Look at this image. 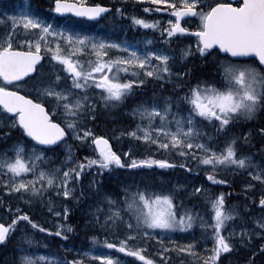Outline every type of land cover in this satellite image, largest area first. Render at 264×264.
I'll return each instance as SVG.
<instances>
[{"label": "snow or ice", "instance_id": "snow-or-ice-1", "mask_svg": "<svg viewBox=\"0 0 264 264\" xmlns=\"http://www.w3.org/2000/svg\"><path fill=\"white\" fill-rule=\"evenodd\" d=\"M145 2L151 6L144 13L169 14L165 23L144 16L129 18L134 26L158 30L167 47L152 46L151 38H145L141 47L138 41L76 31L61 23V17L39 14L30 0L19 14L0 11V129L19 133L0 149V193L15 195L29 208L38 202L50 216L64 221L57 219L55 230L50 229L34 218L38 213L6 204L0 197V208L11 216L9 223L0 222V245L21 225L28 226L21 229L18 255L11 264H122L119 253L144 264H169L173 251L188 254L193 264H220L222 254L248 247L254 238L261 243L245 264H255L254 258L264 254V215L242 214L250 205L264 213V126L255 133L252 129L238 132L242 124L264 116V0ZM52 11L90 19L110 11L120 17L128 15L123 5L113 9L85 0H53ZM186 34H194L195 44L179 49L180 60L210 59L214 79L197 77L193 82L190 66L175 68L177 58L170 46L174 40L188 38ZM149 82H159L162 90L164 84H172L176 92L162 100L153 94L150 101L138 102L132 108L135 126L118 135L154 152L178 155L179 164L153 155L138 158L131 148L122 154L128 157L123 160L109 138L97 135L91 126L98 104L105 109L123 105ZM10 134L0 131V140H7ZM254 135L259 137L258 147ZM69 139L87 145L94 155L77 158ZM61 148L63 156L58 151ZM153 165L181 167L189 173L195 168L213 185H230L226 173L243 172L250 178L243 182L247 202L242 208L236 202L230 205L227 197L231 193L209 195L210 189L201 183L192 188V194L204 198L207 205L201 211L179 199L187 191L184 185L157 189L150 182L134 181L123 185V195L118 196L103 190L102 179H97L116 167ZM91 169L95 174L89 186L100 197L85 223L105 235L101 238L94 232L88 248L77 250L68 259L71 249L62 245V252L49 250V244L36 236L42 233L68 240L75 229L67 223L70 208L66 201H79L76 192ZM248 220L251 227L246 226ZM197 227L202 249L197 247V239L166 244L165 236L194 233ZM151 239L156 241L159 261L144 254ZM100 245L116 254L97 252ZM41 248L47 254H39Z\"/></svg>", "mask_w": 264, "mask_h": 264}, {"label": "trees", "instance_id": "trees-1", "mask_svg": "<svg viewBox=\"0 0 264 264\" xmlns=\"http://www.w3.org/2000/svg\"><path fill=\"white\" fill-rule=\"evenodd\" d=\"M105 4L108 3L105 2ZM200 61L201 59L194 58L193 63L196 65L197 63H200ZM202 71L195 69V73H208L206 70ZM152 88L153 86H151L150 88L148 87L147 92L146 90L141 91L139 94L140 97H144L145 100L150 99L153 96V94L152 96L150 95V93H152ZM169 88L171 90L174 89L173 86H170ZM156 94L158 96L157 97L155 95L157 100H162L164 96L173 95L172 93H165L164 87L162 90L160 88V84L156 86ZM128 110L129 108L125 107L124 105H120L118 108L115 107L105 109L98 104L96 119L91 122V126L97 135H104L113 141V150L116 151L118 154H121V158L123 160H128L122 154L124 152H128V150L131 148V154L135 155L138 158H143L145 155H153L157 159L168 158L171 160H175L179 164L181 160L178 158V156L174 154L165 155L163 153L154 152L150 149H146L143 144L130 141L126 138L120 140L122 135H118V133L134 126L132 124L134 118L127 114ZM261 122L262 126H264L262 118ZM0 131L11 132L7 140H0L1 149L9 146L15 139L19 137V133L14 130L2 128L0 129ZM253 139L254 141H257V139ZM71 144L74 145L75 152L78 155H94L93 150L88 146L80 145L78 142L75 141H71ZM58 151L60 153V156L64 155L61 149H58ZM177 172L180 173V178L178 179V181L176 176ZM94 174L95 169H91L87 172L85 176L82 177V183L76 192V195L80 196L79 201L72 200L71 198L66 201L68 203V207L70 208L67 223L73 225L75 229V231L69 235L68 240L64 241L62 238L56 237L55 235H47L42 233H38L36 236L37 239L43 240L49 244V250H60L62 252V245L63 248L71 249V251L67 254L68 259H72L73 255L77 250H84L88 248L90 244L89 236L93 235L94 232L98 234L101 238H103V236L105 235L104 233L99 232V230H94L90 227H87L85 223L89 219V213L91 211V208L95 206L96 201L100 197V194L97 193L94 188L89 186V182L92 180ZM117 177L126 180L127 184H133L134 181L142 183L145 181L150 182L157 189L172 188L176 184L184 185L187 191L181 192L179 199L183 200L184 203L188 206H199L201 211H203L207 207L204 198L192 194L193 186L201 183H205V188L210 189L209 195L221 191L225 193H227L228 191V193H231L227 197V201L230 205L235 202L236 198H240L238 204L241 206V208L245 204L242 202V200L244 202H247L246 198L243 195V190L240 191L239 188L233 186L232 184L213 185L211 182L206 181V177L204 176L203 171L197 170L195 168H193V171L189 173L181 167L166 169H161L159 168V166L156 165H153L151 168H148L147 166H140L137 169L116 167L111 172H105L103 177H97V179H102L103 183L100 187H102L103 190L110 193H116L118 196H122L123 193L120 191V188L116 190L119 184V179ZM243 179L244 177L240 176L239 180H236V182L240 183L243 181ZM209 184H212L213 186H209ZM81 192L83 193L82 195ZM249 196H252V194H249ZM0 197L3 198L6 204L11 202L14 207L19 204L24 211H29L30 214L38 213V215H34V218L41 222L45 227L55 230L57 219H55V217L50 216L47 213L46 209L42 208L38 202H34L33 206L29 208L27 205L21 203L15 195L9 197L8 194L0 193ZM57 202L59 203V200H57ZM242 214H244L246 217L264 215V213H262L260 208L256 205H250V210L247 213ZM10 220L11 216H9L8 212L5 209L0 208V222L7 224L10 222ZM63 222L64 221H62L61 223ZM238 223L240 222L238 221ZM250 224L251 220H248L246 226L251 227ZM27 227V225H21L20 229H18L14 234H12L11 239L7 243L0 246V264H11L14 257L18 255L16 247L21 241V229L27 230ZM120 235H123V230H121ZM109 239L110 241L113 239L111 234H109ZM152 242L155 243L153 239L149 240L148 243L151 244H149L144 254L150 256V258L154 260L159 261L160 258L156 255L154 244ZM130 243L135 245V242L130 241ZM260 243L261 241L258 242L257 240H254L253 243H251L248 247H240L238 251H232V253H227L229 258L227 260H224L225 258L223 257V259L220 261V264H245V261L248 259V257L251 256L253 251L257 250ZM98 248L106 249L103 247V245H100ZM40 253L47 254L46 250L42 248ZM111 253L116 254V250H111ZM119 255L122 258V264H144L143 261H140L138 258L132 257L128 254L119 253ZM174 256H182L186 259V262L183 263L182 261L177 260L176 257L174 258ZM169 261V264H193L186 254H179L175 251L171 252ZM254 261L255 264H264V254H258L254 258ZM95 264H98V262H95Z\"/></svg>", "mask_w": 264, "mask_h": 264}, {"label": "rangeland", "instance_id": "rangeland-1", "mask_svg": "<svg viewBox=\"0 0 264 264\" xmlns=\"http://www.w3.org/2000/svg\"><path fill=\"white\" fill-rule=\"evenodd\" d=\"M89 1H93V0H89ZM104 1L107 2L110 5H112L111 2H113V0H104ZM116 1H118L119 3H116V2H113V3L117 4L118 6L123 5V11H124V8L127 7V4H128V1L129 0H116ZM133 1L136 2V3L145 2V0H133ZM44 2H45V4L53 7V0H44ZM209 2H211V0H209ZM27 3H28V0H15V1L10 2V3H0V11L7 10L8 13H9V15L19 14L20 10ZM30 3H31L32 9H35L39 14L45 16L42 13L40 7L35 4L34 0H30ZM145 3H147V2H145ZM124 12H126L128 15L123 16L124 19L123 20H120L119 21L120 23L119 22L115 23V21H114V18L115 17L112 16L108 21L112 20V21H114V23H110V24H106L105 23V24H100V25L98 24V25L94 26L93 28L90 27L89 25L82 24V23H76V22H61V23H65V24L71 26L76 31H81V32L89 33V34L95 33L96 35H99V36H102V37H105V38H108V39H113V40H116V41H120V40L138 41V42H140V46L143 47V41H144L145 37H142V36L139 35V31H143L141 29L142 27H140V26H134L132 24L130 18H129L131 15L138 16L137 13H135L134 11H132L130 7H128V9L126 11H124ZM168 15L169 14H162L161 21H160L161 24H164L165 23L166 19L168 18ZM50 17L53 18V19H55V17H53V16H50ZM115 25H117V26H115ZM123 30H124V32H123ZM144 34L146 36H148L149 38H152L153 37V36H151V35H149V34H147L145 32H144ZM157 36H158V38H161L160 33ZM158 38H152V41H153V45L152 46H154V44H155L154 40H156ZM188 44H190V43L181 40L179 42V44L175 47V50H174L175 51V54H179V49L182 48L184 45H188ZM45 70H47V69H45ZM14 90H17V89H14ZM151 90H154V91H152V93H150V95L154 94V95L157 96L155 85L153 86V88ZM24 94H27V93H24ZM144 99L145 98L142 97V98L139 99L138 102H141V101H150V99H148V100H144ZM136 104L137 103H135L133 106H135ZM118 107L119 106H117L116 108H118ZM261 118L263 119V122H264V116L258 117L254 121H249L247 124H242L241 125V128L238 129V132L239 131H248V129H252L253 132L255 133L256 129H258L259 127L262 126ZM136 122H137V118H135L132 121V124L135 126ZM123 138H126V139H128L130 141H134V142L141 143V142L136 141V140H133L132 138L127 137V136H122L120 138V140L123 139ZM253 138L257 139V141H255V143H256V146L258 147L259 146V142H260L259 141V137H257V136L254 135ZM71 141H73V140L69 139L68 140V143L71 144ZM110 143H111L112 148H113V141L110 140ZM141 144H143V143H141ZM84 146H87V145H84ZM61 151L64 154L63 148H61ZM75 154H76V152H75ZM165 155H170V154H165ZM176 156H178V155H176ZM76 157L77 158H80V157H84V156H83V154H79V155L76 154ZM125 158L128 159V157H125ZM178 158L181 160V157L178 156ZM256 159H260V157H259L258 154L256 155ZM192 163H194V162H192ZM226 175L229 176V178L231 180V184L233 186H236L237 188H239L240 191L243 190V188H242L243 187V182H246V181H249L250 180V178L245 173H243V172L237 173L235 175H232L231 173H226ZM176 176H177V181H178V179L180 178V173L177 172L176 173ZM240 176H243L244 179H243L242 182L238 183V182H236V180L238 181ZM117 178L119 179V184H118V187L116 188V190L118 188L121 189V187L124 185V183H125V185H127L126 180H123L120 177H117ZM254 183H256V182H254ZM203 184H204V187H205V183H203ZM209 186H213V185L212 184H209ZM256 186H257V189L260 187V185L258 183L256 184ZM227 193H228V191H227ZM249 194H252L253 195L254 192L250 191ZM238 201H240V198H236L235 202L238 203ZM242 202L243 203H246L244 201H242ZM56 219H60V222L62 220L61 218H56ZM239 224L240 223H238V221H237V225L238 226H239ZM199 238H200V229L198 227L195 229L194 233L193 232H188V233H174L171 236H165L164 237L166 244L168 243L169 240L175 241L177 244H186V243L190 242L192 239H197V241H198L197 247L202 249L203 248V243L199 241ZM254 240H257L258 242L261 241L259 238H254L253 241ZM152 243L154 244V248H155V252H156L157 251L156 241H155V243L154 242H152ZM149 244H151V243H149ZM96 251L97 252H104V253H111V250H109V249L97 248ZM39 254H41V253H39ZM186 255L188 256V254H186ZM175 257H176L177 260H179L181 258L179 261H182L183 263L186 262V259L184 257L182 258V256H174V258ZM223 257L225 258L224 260H227L229 258V256L227 255V253H224V254L221 255L220 261L223 259ZM97 262H98V264H102V262H99V261H97ZM192 263H193V261H192Z\"/></svg>", "mask_w": 264, "mask_h": 264}, {"label": "bare ground", "instance_id": "bare-ground-1", "mask_svg": "<svg viewBox=\"0 0 264 264\" xmlns=\"http://www.w3.org/2000/svg\"><path fill=\"white\" fill-rule=\"evenodd\" d=\"M34 2H35V4L37 5V6H39L40 7V9H41V11H42V13L45 15V16H48V17H50V16H55V17H57V14L56 13H54L53 11H52V6H49V5H47V4H45V2H44V0H34ZM93 2H99V3H103V4H105V1L104 0H93V1H89L88 3H93ZM106 5H110V4H106ZM149 6H151V5H149L148 3H145V2H140V3H136V2H134L133 0H129L128 1V4H127V7H130L131 8V10L132 11H134L135 13H137V15L138 16H144L146 19H155V18H161L162 17V14H154V13H144V11H143V9L145 8V7H149ZM154 15V16H153ZM113 16V12L112 11H110L109 12V14L108 15H105L100 21H97V22H95V21H89V20H85V19H82V18H80V20L83 22V23H85V22H87V23H91V24H94L95 26L96 25H100V24H110V23H114V21H115V23H117V22H119L120 20H123L121 17H117V18H114V21H112V20H110V21H108L111 17ZM125 22V21H124ZM123 22V23H124ZM120 23V22H119ZM109 26V25H108ZM115 26H117V25H115ZM131 26V25H130ZM142 29V28H141ZM126 30V29H125ZM143 30V29H142ZM123 32H124V30H123ZM139 35L140 36H142V37H145V38H149L148 36H146L145 34H144V31H139ZM151 36H153L152 38H158V36L157 35H151ZM151 38V39H152ZM154 42H155V44H154V47H160V46H162L163 45V41H162V39L161 38H158V39H156V40H154ZM179 42H180V40H174L173 41V43L171 44V46H170V50L173 52V54H175V47L179 44ZM163 46H165V47H167V45H163ZM176 55V54H175ZM196 61V60H195ZM195 65V64H194ZM180 68V67H179ZM203 72V71H202ZM210 80V79H209ZM151 86H154L153 84H148L147 85V87L146 88H143V89H141L140 91H138L137 93H136V95L134 96V100H135V102L136 103H138V101H139V99L140 98H142V97H140V92L141 91H144V90H146V92H147V88L149 87H151ZM155 88H156V86H155ZM155 90V89H154ZM154 90H152V91H154ZM151 92V91H150ZM163 93V92H162ZM142 94V93H141ZM170 94V93H169ZM145 95V94H144ZM147 95V94H146ZM163 95V94H162ZM168 95V94H167ZM152 96V95H151ZM149 97V96H148ZM158 97V96H157ZM150 98V97H149ZM145 100V99H144ZM120 115V114H119ZM128 121V120H127ZM1 143V142H0ZM74 146V145H73ZM1 149V148H0ZM124 180V179H123ZM124 183V182H123ZM124 185H125V183H124ZM243 188V187H242ZM244 198V197H243ZM243 201V200H242ZM239 202V201H238ZM70 213V212H69ZM55 219H56V217H55ZM63 220H61V222H62ZM251 225V224H250ZM1 246V245H0ZM11 249V248H10ZM172 258V257H171ZM183 258V257H182ZM181 259V258H180ZM179 259V260H180ZM170 262V261H169Z\"/></svg>", "mask_w": 264, "mask_h": 264}, {"label": "flooded vegetation", "instance_id": "flooded-vegetation-1", "mask_svg": "<svg viewBox=\"0 0 264 264\" xmlns=\"http://www.w3.org/2000/svg\"><path fill=\"white\" fill-rule=\"evenodd\" d=\"M13 1V0H12ZM15 1V0H14ZM7 2H11V1H0V3H7ZM85 2L86 3H88L89 2V0H85ZM113 2H116V3H119L118 1H116V0H113ZM113 2H111V6H112V8L114 9V8H116V7H120V6H118L117 4H115V3H113ZM128 9V7H126V8H124V11H126ZM113 12V16L115 17V18H117V17H120V16H117V14L114 12V11H112ZM154 16V15H153ZM53 17H55V16H53ZM57 18V17H56ZM122 19H123V17H121ZM155 19H158L159 21H161V18H155ZM60 22H76V23H82V24H86V25H89L90 27H94L95 25L94 24H91V23H87V22H85V23H83L80 19H77V18H74V17H68L67 19H60ZM143 29V31L145 32V33H147V34H149V35H159V32L157 31V30H154V29H144V28H142ZM184 39H187V38H180V39H178V40H182V41H184ZM191 67V69H192V71L194 70V68H193V65H191V64H189V63H181V64H176L175 65V68H177V69H181V68H183V67ZM180 67V68H179ZM199 67H203V65L202 66H199ZM193 79V78H192ZM208 79V78H207ZM211 80V79H210ZM150 84H153V85H155V86H157V83L158 82H156V83H152V82H149ZM132 112V109H130L129 108V110H128V112Z\"/></svg>", "mask_w": 264, "mask_h": 264}, {"label": "water", "instance_id": "water-1", "mask_svg": "<svg viewBox=\"0 0 264 264\" xmlns=\"http://www.w3.org/2000/svg\"><path fill=\"white\" fill-rule=\"evenodd\" d=\"M57 16H59V17L72 16V17H75V18H78V19L82 18V19H85V20L95 21V22L100 21V20L104 17V16H103L102 18L90 19V18H86V17H77V16H75V14H63V16H61V14H57ZM187 35L194 36V34H187Z\"/></svg>", "mask_w": 264, "mask_h": 264}]
</instances>
